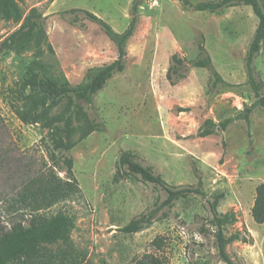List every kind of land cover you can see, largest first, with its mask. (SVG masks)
Wrapping results in <instances>:
<instances>
[{
	"label": "rangeland",
	"instance_id": "obj_1",
	"mask_svg": "<svg viewBox=\"0 0 264 264\" xmlns=\"http://www.w3.org/2000/svg\"><path fill=\"white\" fill-rule=\"evenodd\" d=\"M136 1L19 0V21L0 14V144L14 145L13 154H26L38 166L45 161L64 179L70 177L65 160L72 159L80 188L46 212L73 218L69 241L49 239L41 246L55 252L73 248L86 256V264H135L147 253H161L166 264H226L209 204L224 194L218 212L230 215L225 225L229 255L236 264H264V224L252 217L256 189L264 183V107L247 83L246 57L259 25L252 7L211 13L180 0H138L139 21L124 70L91 102H80L79 127L89 124L93 132L86 139L82 132L74 134L77 145L68 153L54 148L46 122L63 114L69 100L41 115L44 108L37 107L25 80L47 74L71 86L90 83L98 69L118 58V47L85 13L72 11L92 12L123 33ZM34 10L43 27L34 40L17 47L14 35ZM174 56L183 62L178 75L171 70ZM207 57L212 69L194 66ZM254 66L264 82V43ZM126 152L171 186L202 181L207 198L180 199L162 209L159 220L124 233L166 198L163 189L137 177L116 180ZM20 177L15 167L6 168L0 193L18 185ZM158 237L166 241L161 252L153 246Z\"/></svg>",
	"mask_w": 264,
	"mask_h": 264
},
{
	"label": "trees",
	"instance_id": "obj_2",
	"mask_svg": "<svg viewBox=\"0 0 264 264\" xmlns=\"http://www.w3.org/2000/svg\"><path fill=\"white\" fill-rule=\"evenodd\" d=\"M18 1L0 0V14L7 21H19L22 18ZM180 1L185 7L197 12L216 13L242 5L252 7L259 19V25L246 57L247 83L252 88L258 103L264 107V82L258 77L254 66L264 43V4L261 0H211L198 3H193L191 0ZM139 7L137 0L133 7L134 16L123 33H117L109 23L92 12L81 9L72 11L85 13L88 19L104 29L118 47V58L113 63L98 69L90 83L83 86H71L68 82L58 83L47 74L35 75L25 80V86L31 88L34 93L37 107L44 108L41 115H48L49 110L60 106L65 99L69 100V105L63 114L52 116L46 122L52 131L51 141L56 150L68 153L77 145L72 140L74 134L82 132L81 139H86L93 132L94 129L89 124L79 127L82 118L80 102H91L114 74L124 70L128 43L139 21ZM42 22V16L34 10L14 35L18 38L17 47H22L34 40L37 32L43 27ZM174 61L176 64L171 70L178 75L183 62L177 56H174ZM194 66L212 69V60L207 57L194 62ZM171 78L173 79L170 75ZM1 125L0 116V129H3ZM223 127H226V124H223ZM11 147L14 149V145L0 144V174L6 168L13 166L16 172L21 173V177L18 185L11 186L10 191L0 193V264H86V256L75 252L73 248L68 247L55 252L41 246L43 241L49 239L65 242L70 239L68 235L74 228L73 218L65 214L50 217L46 212L80 192L79 184L72 173L73 160H65L69 166L70 177L64 179L45 161L38 166L33 160L27 161L26 154L20 156L13 154ZM3 167H5L4 170H2ZM131 176L139 178L146 184L160 187L164 190L166 198L157 209L143 214L124 227L122 229L124 233H137L145 224L159 220L160 211L173 208L175 202L180 199L191 196L207 198L202 181H199L196 186H171L151 166L145 165L135 154L126 152L120 158L116 180L122 181ZM224 197V194H220L213 202H209L213 214L211 224L216 228L214 236L220 258L226 264H236L227 251L228 239L225 234V225L229 222L230 215H220L218 212V206ZM165 213L163 212V216ZM252 217L258 225L264 224V183L256 189ZM26 219L29 220L26 221ZM153 246L158 252L163 251L166 246L165 238L158 237L153 242ZM135 264H166V260L161 253H147L138 258Z\"/></svg>",
	"mask_w": 264,
	"mask_h": 264
},
{
	"label": "water",
	"instance_id": "obj_3",
	"mask_svg": "<svg viewBox=\"0 0 264 264\" xmlns=\"http://www.w3.org/2000/svg\"><path fill=\"white\" fill-rule=\"evenodd\" d=\"M140 2L142 1V0H139Z\"/></svg>",
	"mask_w": 264,
	"mask_h": 264
}]
</instances>
